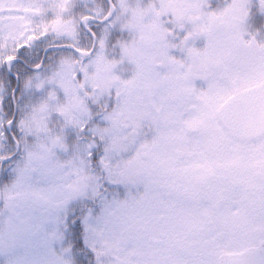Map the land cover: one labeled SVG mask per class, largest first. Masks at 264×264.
Masks as SVG:
<instances>
[{"label": "snow or ice", "instance_id": "obj_1", "mask_svg": "<svg viewBox=\"0 0 264 264\" xmlns=\"http://www.w3.org/2000/svg\"><path fill=\"white\" fill-rule=\"evenodd\" d=\"M0 264H264V0H0Z\"/></svg>", "mask_w": 264, "mask_h": 264}]
</instances>
